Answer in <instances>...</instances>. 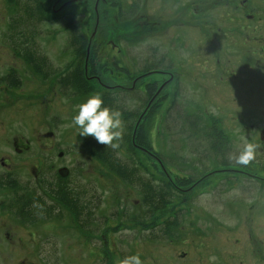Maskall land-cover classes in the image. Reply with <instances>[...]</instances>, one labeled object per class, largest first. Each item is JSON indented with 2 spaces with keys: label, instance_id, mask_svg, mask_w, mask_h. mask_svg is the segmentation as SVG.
I'll return each mask as SVG.
<instances>
[{
  "label": "rangeland",
  "instance_id": "1",
  "mask_svg": "<svg viewBox=\"0 0 264 264\" xmlns=\"http://www.w3.org/2000/svg\"><path fill=\"white\" fill-rule=\"evenodd\" d=\"M128 1L131 0H51L50 4L44 2V5H52L54 16L38 24L20 13V9L11 12L8 5L15 3L0 0V135L11 136V141L16 135L20 142L29 140L31 144V149L23 153V156L33 155L30 163L24 164L18 160L17 163L20 170L26 171L24 175L32 177L33 173L37 174L39 211L37 209L35 225L31 228L16 225L23 237L21 243L28 240L37 243V264H44L45 258L49 259L45 264H119L124 257L136 254L140 255L144 263L156 264L161 257L160 250L164 247L162 243L168 244L170 241L162 234L164 225L149 226L148 230L141 231L140 226L135 227L134 223L128 221L133 215L139 217L143 213L141 205L144 204L139 193L141 185L133 190L134 187L129 183H123L109 173L92 155L89 144L85 143L91 136H81L80 129L73 124L78 106L90 95L104 93L113 99L116 103L113 110L119 111L122 119L125 114L130 120L135 119V113H140L137 115L139 120L146 107L151 106L148 117L152 121L151 143L159 149L166 171L172 174L179 172L183 176L190 172L197 178L201 174L197 175V172L201 170L209 172L221 167L222 163L235 162L240 151L237 148L243 146L244 141H254L248 136L238 137L232 133L229 138H224L231 141L232 146L227 144L230 150H226L221 146V138L209 134L207 137L209 124L205 128L199 119L194 121L190 114L193 112L190 100L193 91L199 90L206 107H211L216 104L212 98L214 89L208 90L204 83L191 86L190 78L187 77V85L182 88L180 99L174 102L175 85L170 75L157 72V69L171 72L173 67V51L176 50L173 36L178 20L176 1L140 0L143 3L139 5L138 13L125 22L119 15V4H127ZM15 2L34 5L28 0ZM72 10L86 11L84 29L96 44L99 42L101 49L96 65H90L89 68V76H92L89 77L90 83L94 89L81 98L71 97L57 80L71 59L66 49L68 33L65 24L68 21L65 22L60 15L61 11ZM12 19L16 21L14 26ZM27 43L34 49L37 61L41 62L46 57L49 64L47 68L51 72L57 71L55 75L44 79L33 72L35 69L29 67L17 51L16 45L22 48ZM186 49L190 51L189 46ZM186 49H183L182 44V59L189 56ZM26 52L29 53L28 50ZM22 53L25 56V52ZM114 61H117V65L113 66ZM155 65L157 68L145 71ZM183 69L189 77L193 73L189 64H185ZM230 107H223L224 115L229 116ZM234 112L246 113L241 108ZM228 124L229 130L250 129L247 123L242 126L231 116ZM154 154L151 151L139 156L149 165L148 159ZM119 157L124 161L128 158L124 153ZM185 163L189 164L185 166ZM64 166L68 172L63 169ZM131 166L137 167L134 169L136 178L148 183L151 181L149 169L141 168L138 162L131 163ZM156 166L157 169L151 166L150 169L156 173L160 171L162 175L163 171L158 164ZM60 169L63 170L60 172ZM221 176L214 174L211 183ZM62 177L66 178L69 189L78 193L84 191L86 220L91 221L90 228H95V233L106 232L105 235L93 238L86 234L76 225L75 218L64 208V204L54 202L49 190L53 191L55 183ZM188 178H183L181 182L188 184ZM187 184L182 186L186 187ZM217 188L214 186L211 189ZM197 194L200 196L186 201V204L191 205L194 211L211 210L214 215L213 219H202L203 222L200 218L198 222L209 224L212 221L219 226L223 201L203 192ZM222 196L224 199V191ZM7 204L10 205L9 199L0 201V216L1 212L10 211L7 210ZM91 207H95V216L89 212ZM47 210L50 212L45 214ZM184 210L187 209L183 208L180 213L185 219ZM10 216L16 220L14 214L10 213ZM164 256L167 253H163Z\"/></svg>",
  "mask_w": 264,
  "mask_h": 264
},
{
  "label": "flooded vegetation",
  "instance_id": "2",
  "mask_svg": "<svg viewBox=\"0 0 264 264\" xmlns=\"http://www.w3.org/2000/svg\"><path fill=\"white\" fill-rule=\"evenodd\" d=\"M175 1L178 20L173 36L176 44L173 67L171 72L157 69L170 75L175 85L174 102L180 99L187 77L191 86L204 83L208 90L214 89L212 98L216 104L213 108L206 107L199 90H195L190 100L193 108L190 114L195 122L202 121L205 128L209 124L207 137L223 139L234 133L238 137L253 138V143L260 147L256 159L248 165L228 161L213 171L197 172V175L201 172L197 178L188 172L183 175L190 176L186 187L181 184L182 175L176 173L174 191L180 200L192 201L200 196L196 193L203 192L223 201L221 224L198 222L200 218L213 219L211 210L194 211L191 205H175L172 237H167L168 244L162 243L164 247L156 264H264V6H260L264 0ZM182 44L183 49L190 47V51L186 49L189 56L183 59ZM185 64L191 65L192 77L184 71ZM227 105L231 106L229 116L222 111ZM240 108L246 113L234 112ZM230 116L242 126L247 123L250 129L229 130ZM10 137L0 135V201L9 199L10 204H7L10 211L1 212L0 216V264H37V243L29 240L21 243L23 237L16 225L31 228L37 216V174L24 175L26 171L20 170L17 163V160L30 163L33 155L23 156V153L31 149V144L29 140L20 142L16 135L12 141ZM239 148L241 151L243 146ZM63 169L68 172L66 166ZM214 174L222 176L211 183ZM210 185L219 188L212 190L208 188ZM82 193L84 200L85 193ZM182 207L187 209L185 219L180 213ZM140 228L141 231L149 229ZM163 253L167 256L162 257ZM48 261L45 258L44 264ZM142 262L147 264L143 259Z\"/></svg>",
  "mask_w": 264,
  "mask_h": 264
},
{
  "label": "trees",
  "instance_id": "3",
  "mask_svg": "<svg viewBox=\"0 0 264 264\" xmlns=\"http://www.w3.org/2000/svg\"><path fill=\"white\" fill-rule=\"evenodd\" d=\"M8 1L10 3H15V5H8L11 12L15 13L17 9H20V13H24L25 16L29 19L31 18L35 20L38 24L43 23L45 19L52 18V16H54L52 5H44V2H49L50 4L51 0H28L29 2H34V5H22L20 2L16 3L15 0ZM142 3L143 2H140V0H131L128 1L127 4L121 2L119 4V15L121 16V19L127 22L134 18L138 13L139 5H142ZM17 5H19L18 8ZM61 12L62 14L60 16L65 19V22L68 21L67 24H65V31L68 33L66 49L70 52L71 59L67 62L57 80L66 90L67 94L72 95L71 97L81 98L92 93L91 91L94 89L92 87L93 85L90 83L89 77L92 76H89V74H91L89 72V68L90 65H93V67L96 65V59L99 57L101 49L99 42L96 44V41L92 40L86 29H84L86 11L79 12L77 10H72ZM12 22L14 26L16 21L13 20ZM16 46L18 53L24 57L29 67H33L35 69V71H33L34 73L36 72L37 74H40L44 79L57 73V71L51 72L47 68L49 64L45 56L41 62L37 61V55L35 54L34 49L28 46V43L22 48H19L18 45ZM27 50L29 53L26 52ZM21 51L25 52V56ZM114 65H117V61L113 62V66ZM155 68H157L156 65L154 67H148L145 71H150ZM100 94L103 97L104 105L113 109L116 104L113 99L108 98L104 93ZM150 108L151 106L149 108L146 107L139 120L137 118V115L139 116L140 114L139 112V114L135 113L136 118H131V120L130 117L125 114V117L122 119L124 122V139L119 149H107L105 145L99 144L93 137L88 138L85 143L89 144L91 153L95 156L96 160L115 178L123 183H129L132 188L134 187L133 190H135L138 185H141L139 193L141 195V202L144 204L141 205L143 213L139 217L133 215V218H129L128 221L134 223L135 227H149L159 224L164 225L162 234L171 238L172 228L175 223V217L173 215L175 205L183 206L184 204L186 205V202L180 200L177 193L174 191L175 183H173V179L178 177L177 174H172L168 170L166 171L165 161L162 159L159 149L151 143L150 128L152 121L148 120ZM226 142H228V139H225V141L221 144L225 147V149L227 148ZM151 151L155 154L153 157L148 159L150 161L149 165L154 167V169H157L156 164H158L160 169L163 171L162 175H160V171L156 173L151 170L150 166L145 164V161L139 156L140 154L151 153ZM123 153L128 156L125 161L119 157ZM148 157L150 156L148 155ZM135 162L140 163L141 168L149 169L151 177V181L149 183L143 179L136 178L137 175L134 173V169H137V167L135 166L133 168V166H131V163ZM183 178L188 177L182 176V179ZM65 179V177L59 178L58 183H55L54 185L53 191L52 189L49 190L54 202L57 201L64 204V208L69 210L72 217L75 218L76 225L83 232H86V234H89L90 236L92 235L93 238L105 235L106 232L98 234L95 233V228H90L92 223L89 219L86 220V206L84 205L85 199L83 200L82 198L83 193H78L72 188L69 189L68 183ZM181 184L185 185L187 182L184 181L181 182ZM95 207H91L89 209L92 216H95ZM37 209L39 211L38 207ZM44 210H46V207ZM49 212L50 211L47 210L45 214ZM109 220H112V218ZM120 223L122 222L120 221ZM107 258L108 257H106V259Z\"/></svg>",
  "mask_w": 264,
  "mask_h": 264
},
{
  "label": "clouds",
  "instance_id": "4",
  "mask_svg": "<svg viewBox=\"0 0 264 264\" xmlns=\"http://www.w3.org/2000/svg\"><path fill=\"white\" fill-rule=\"evenodd\" d=\"M73 124L80 129V135L91 136L99 144L112 150L120 148L124 139V122L119 111L104 105L100 93L90 95L78 106V114L73 117ZM260 145L248 141L243 142V148L235 157L236 162L248 165L256 159ZM210 261L213 258H209ZM119 264H143L140 255L124 257Z\"/></svg>",
  "mask_w": 264,
  "mask_h": 264
}]
</instances>
